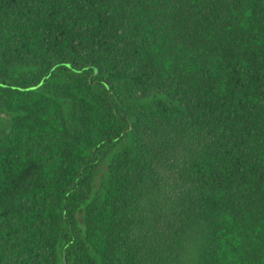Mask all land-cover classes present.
Segmentation results:
<instances>
[{
    "label": "trees",
    "instance_id": "obj_1",
    "mask_svg": "<svg viewBox=\"0 0 264 264\" xmlns=\"http://www.w3.org/2000/svg\"><path fill=\"white\" fill-rule=\"evenodd\" d=\"M0 264H264V0H0Z\"/></svg>",
    "mask_w": 264,
    "mask_h": 264
}]
</instances>
